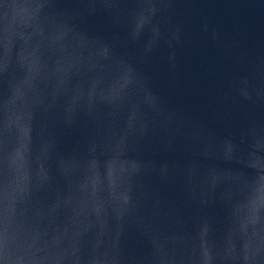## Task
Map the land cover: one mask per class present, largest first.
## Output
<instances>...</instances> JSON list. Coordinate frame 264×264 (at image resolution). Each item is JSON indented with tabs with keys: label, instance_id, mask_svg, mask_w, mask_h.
Instances as JSON below:
<instances>
[{
	"label": "water",
	"instance_id": "obj_1",
	"mask_svg": "<svg viewBox=\"0 0 264 264\" xmlns=\"http://www.w3.org/2000/svg\"><path fill=\"white\" fill-rule=\"evenodd\" d=\"M0 264H264V0H0Z\"/></svg>",
	"mask_w": 264,
	"mask_h": 264
}]
</instances>
